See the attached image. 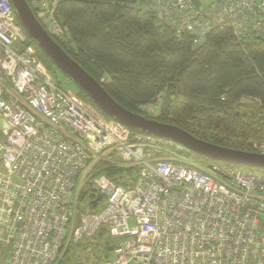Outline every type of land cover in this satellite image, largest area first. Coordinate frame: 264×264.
<instances>
[{
  "label": "built area",
  "instance_id": "obj_1",
  "mask_svg": "<svg viewBox=\"0 0 264 264\" xmlns=\"http://www.w3.org/2000/svg\"><path fill=\"white\" fill-rule=\"evenodd\" d=\"M27 1L47 34L66 42L59 0ZM140 8L193 46L215 27L239 40L264 37V0H147ZM253 150L264 155V143ZM185 152L168 139L131 136L59 87L10 0H0V264H59L100 230L122 242L101 264H264V174L203 167L179 159ZM110 167H138L135 185H118ZM87 183L101 197L92 213L80 204Z\"/></svg>",
  "mask_w": 264,
  "mask_h": 264
},
{
  "label": "trees",
  "instance_id": "obj_2",
  "mask_svg": "<svg viewBox=\"0 0 264 264\" xmlns=\"http://www.w3.org/2000/svg\"><path fill=\"white\" fill-rule=\"evenodd\" d=\"M146 1L59 0L57 18L67 39L64 43L53 40L96 82L106 80L100 83L106 93L129 112L179 128L211 145L255 153L253 146L264 143V37L239 40L232 29L215 27L201 45L193 46L188 34L177 35L159 23L154 12L141 9ZM16 23L21 27L17 18ZM27 42L50 74L71 81L28 37ZM74 93L106 120L116 122L77 86ZM151 105L157 106L154 117L143 109ZM129 131L131 136L144 134ZM185 153L203 167L264 174ZM138 170L110 167L106 175L129 189L137 181ZM97 197L93 185L87 183L80 204L92 203ZM106 234L100 230L95 236L102 239ZM86 240L75 247L86 251ZM107 240L117 239L107 235L95 264L109 260L114 247L122 243L112 246Z\"/></svg>",
  "mask_w": 264,
  "mask_h": 264
},
{
  "label": "water",
  "instance_id": "obj_3",
  "mask_svg": "<svg viewBox=\"0 0 264 264\" xmlns=\"http://www.w3.org/2000/svg\"><path fill=\"white\" fill-rule=\"evenodd\" d=\"M10 2L27 37L36 44L58 71L68 77L92 100L105 116L112 118L127 129L171 140L184 147L188 152L211 161L264 171L263 154L247 153L211 145L194 138L179 128L148 120L124 109L106 93L100 83L96 82L64 53L36 20L25 0H10ZM100 201L101 197L99 196L90 204L89 208L95 210Z\"/></svg>",
  "mask_w": 264,
  "mask_h": 264
},
{
  "label": "rangeland",
  "instance_id": "obj_4",
  "mask_svg": "<svg viewBox=\"0 0 264 264\" xmlns=\"http://www.w3.org/2000/svg\"><path fill=\"white\" fill-rule=\"evenodd\" d=\"M51 75L53 76V78H54V80L58 86H61L63 89L70 91V92H73V93L76 91V86L73 82L69 81L68 79H66L62 75H59L56 73H51ZM143 109H144V111H146L147 114L151 115L152 117L155 116V114H154L155 111H153L152 106H148V107H145ZM177 156L181 160H185L187 162H190V161L193 162V160H192L193 156L188 157L186 153H184L182 155L177 154ZM106 238H107V234L102 235V239H100V236H94L93 238L87 239L85 241V243H87V245L89 247L86 251H82V248L80 250V247L72 246L67 251L65 256L62 258V260H61V262L63 261L62 264H95V262L97 261L96 257H99V255H100L99 250L102 247V241H104V239H106ZM108 241H110V245L113 246L114 243L116 244L120 240H107V242ZM81 246H82V244H81Z\"/></svg>",
  "mask_w": 264,
  "mask_h": 264
},
{
  "label": "crops",
  "instance_id": "obj_5",
  "mask_svg": "<svg viewBox=\"0 0 264 264\" xmlns=\"http://www.w3.org/2000/svg\"><path fill=\"white\" fill-rule=\"evenodd\" d=\"M53 77V76H52Z\"/></svg>",
  "mask_w": 264,
  "mask_h": 264
}]
</instances>
